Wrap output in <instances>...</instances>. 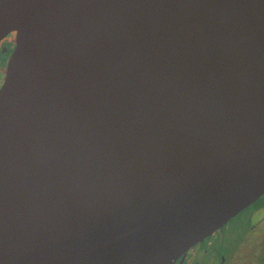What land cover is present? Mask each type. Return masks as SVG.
Wrapping results in <instances>:
<instances>
[{
	"label": "water",
	"instance_id": "obj_1",
	"mask_svg": "<svg viewBox=\"0 0 264 264\" xmlns=\"http://www.w3.org/2000/svg\"><path fill=\"white\" fill-rule=\"evenodd\" d=\"M0 264H173L264 195V0H0Z\"/></svg>",
	"mask_w": 264,
	"mask_h": 264
},
{
	"label": "rangeland",
	"instance_id": "obj_2",
	"mask_svg": "<svg viewBox=\"0 0 264 264\" xmlns=\"http://www.w3.org/2000/svg\"><path fill=\"white\" fill-rule=\"evenodd\" d=\"M222 229L228 241L227 264H264V195Z\"/></svg>",
	"mask_w": 264,
	"mask_h": 264
},
{
	"label": "flooded vegetation",
	"instance_id": "obj_3",
	"mask_svg": "<svg viewBox=\"0 0 264 264\" xmlns=\"http://www.w3.org/2000/svg\"><path fill=\"white\" fill-rule=\"evenodd\" d=\"M13 46V33L9 34L3 40L0 41V84L2 83L5 65ZM222 228L216 230L213 234L206 237L202 242H199L192 246L183 256L179 257L173 264H227L229 259L228 241L226 240L221 231L223 230ZM202 260L204 262H202Z\"/></svg>",
	"mask_w": 264,
	"mask_h": 264
}]
</instances>
